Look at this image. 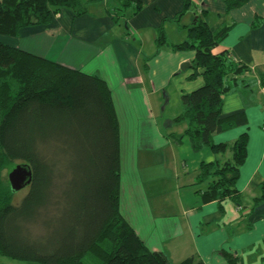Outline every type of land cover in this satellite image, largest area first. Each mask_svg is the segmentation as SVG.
<instances>
[{
    "label": "crops",
    "instance_id": "0c3cea01",
    "mask_svg": "<svg viewBox=\"0 0 264 264\" xmlns=\"http://www.w3.org/2000/svg\"><path fill=\"white\" fill-rule=\"evenodd\" d=\"M140 1L138 12L119 18L112 10L119 0L84 2L83 12L60 9L49 24L24 27L2 40L106 80L120 127V211L150 249L164 252L171 264L189 256L205 264H264V200L253 205L264 180V0L232 8L225 0ZM200 18L215 33L227 29L213 52H226L246 67L236 79L228 76L233 85L221 113L242 114L245 122L213 136L216 143H233L248 133L236 183L239 202L230 196L203 200L201 162L227 161L232 150L194 151L184 135L187 123L175 120L182 95L205 81L192 76L196 51L172 46L185 41ZM161 33L164 44L158 42ZM170 84L181 108L164 126L155 109L171 101L166 90L163 98L158 93ZM160 161L173 168L159 172Z\"/></svg>",
    "mask_w": 264,
    "mask_h": 264
},
{
    "label": "trees",
    "instance_id": "16d2710c",
    "mask_svg": "<svg viewBox=\"0 0 264 264\" xmlns=\"http://www.w3.org/2000/svg\"><path fill=\"white\" fill-rule=\"evenodd\" d=\"M95 1L0 0V258L41 264H171L164 252L145 244L120 211V127L106 80L2 40L24 27L49 24L60 9L83 12L84 2ZM119 1L112 9L116 18L143 5ZM225 1L230 8L246 2ZM188 29V38L172 47L196 51L192 76L201 75L205 82L182 95L183 110L175 120L187 123L184 135L194 151L232 150L227 161L201 162L198 180L207 183L203 200L230 196L239 202L236 183L248 133L233 143H216L213 136L245 122L242 114L221 113L223 96L233 85L228 76L246 67L226 52H213L227 29L215 33L201 18ZM158 42H167L164 33ZM261 81L264 85V73ZM14 163L28 164L33 174L18 202V191L2 178L4 168ZM261 191L254 207L264 200V180ZM177 264L205 263L189 256Z\"/></svg>",
    "mask_w": 264,
    "mask_h": 264
},
{
    "label": "rangeland",
    "instance_id": "374dc122",
    "mask_svg": "<svg viewBox=\"0 0 264 264\" xmlns=\"http://www.w3.org/2000/svg\"><path fill=\"white\" fill-rule=\"evenodd\" d=\"M7 36V35H6ZM241 73V72H240ZM239 73V74H240ZM233 79H236V77L234 76ZM231 80V79H230ZM164 90H166L168 93H170V96H171V101L169 102V104L163 108V105H159L158 107H156L155 109V112H156V115L158 116V118L161 120L162 118V123L163 125L165 126L166 124L164 123L166 120H169L170 117H172V114H173V109H176L175 113L176 112H180V105H181V101H179L180 99L176 98L175 97V90H174V85H169V86H166L163 90H160L159 95L163 98L164 97ZM179 114V113H178ZM161 123V125H162ZM168 128V127H167ZM178 129L176 127H173V129ZM172 165V162H169V163H165L164 161H160L157 168H158V171L159 172H165V171H169L170 168L172 169L173 167L171 166ZM15 163L14 164H11L9 166H7L6 168H4L3 172H4V175H3V179L5 182H9V178H8V174L9 172L15 167ZM142 166H144V164L142 163ZM153 172L156 171V169H152ZM143 172V171H142ZM146 172V169L143 173ZM124 174V173H123ZM126 178L123 177V182H125L126 184ZM27 192V187L26 188H23L22 190L16 192L14 194V200L16 202L20 201L22 199V197L25 195V193ZM0 264H41L39 262H33V261H29V262H21V261H18V260H13L11 258H7V257H2L0 258Z\"/></svg>",
    "mask_w": 264,
    "mask_h": 264
},
{
    "label": "water",
    "instance_id": "95a60500",
    "mask_svg": "<svg viewBox=\"0 0 264 264\" xmlns=\"http://www.w3.org/2000/svg\"><path fill=\"white\" fill-rule=\"evenodd\" d=\"M191 65V63H187ZM200 73L204 72V69H199ZM32 169L26 163H18L8 174V178L11 187L14 191H19L28 186L32 181Z\"/></svg>",
    "mask_w": 264,
    "mask_h": 264
}]
</instances>
